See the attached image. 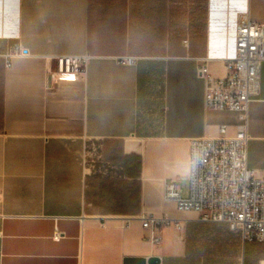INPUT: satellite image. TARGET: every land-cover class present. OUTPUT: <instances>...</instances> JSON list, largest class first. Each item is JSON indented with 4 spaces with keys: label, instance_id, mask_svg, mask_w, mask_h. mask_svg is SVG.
Here are the masks:
<instances>
[{
    "label": "crops",
    "instance_id": "1",
    "mask_svg": "<svg viewBox=\"0 0 264 264\" xmlns=\"http://www.w3.org/2000/svg\"><path fill=\"white\" fill-rule=\"evenodd\" d=\"M245 18L264 22V0H0V264L187 259L202 221L165 198V183L187 187L191 138L236 134V112L205 108L197 66L207 57L224 76ZM60 56L87 63L67 78ZM248 132L264 180V62ZM94 148L120 169L95 172ZM142 214L180 225L154 244Z\"/></svg>",
    "mask_w": 264,
    "mask_h": 264
},
{
    "label": "built area",
    "instance_id": "2",
    "mask_svg": "<svg viewBox=\"0 0 264 264\" xmlns=\"http://www.w3.org/2000/svg\"><path fill=\"white\" fill-rule=\"evenodd\" d=\"M20 54L22 49L16 45L6 55L7 61ZM57 60L58 70L67 78H76L87 63V58L80 56H60ZM198 61L197 76L204 83L205 108L236 112L241 123L234 136H228L227 127L223 125L218 137L191 138L186 192L182 178H172L165 183V198L179 211L198 213L202 222L226 225L232 233L240 236L243 245L257 243L264 247V180L258 178L248 164L249 107L261 89L264 22L249 18L239 20L236 53L225 58L224 76L213 75L207 57ZM94 149L88 164L95 172L112 176L120 169L105 161ZM92 152L96 158L91 157ZM139 219L147 238L154 244L161 242L164 228L180 225L179 220L168 216L142 214ZM62 237L64 233L56 229L53 238ZM257 264H264V252Z\"/></svg>",
    "mask_w": 264,
    "mask_h": 264
},
{
    "label": "rangeland",
    "instance_id": "3",
    "mask_svg": "<svg viewBox=\"0 0 264 264\" xmlns=\"http://www.w3.org/2000/svg\"><path fill=\"white\" fill-rule=\"evenodd\" d=\"M158 130L160 131V129L153 127L144 129L145 132L151 133H157ZM91 157L96 158L94 152H92ZM187 245L189 248L187 259L172 264H241L244 260V247L240 236L232 233L223 224L201 222V225L195 231L188 233ZM262 253L260 251L259 257L255 261L254 257H251L250 261H247L248 264H256Z\"/></svg>",
    "mask_w": 264,
    "mask_h": 264
},
{
    "label": "water",
    "instance_id": "4",
    "mask_svg": "<svg viewBox=\"0 0 264 264\" xmlns=\"http://www.w3.org/2000/svg\"><path fill=\"white\" fill-rule=\"evenodd\" d=\"M124 264H161V260L158 257H128L125 259Z\"/></svg>",
    "mask_w": 264,
    "mask_h": 264
},
{
    "label": "trees",
    "instance_id": "5",
    "mask_svg": "<svg viewBox=\"0 0 264 264\" xmlns=\"http://www.w3.org/2000/svg\"><path fill=\"white\" fill-rule=\"evenodd\" d=\"M250 246L253 247L251 250V257H254V261H255V259H258V257H259L258 255H259L260 251L262 253V250H264V249H263V246L261 244H257V243H246L245 249H247V247H250ZM260 248H261V250H260ZM244 264H248L247 260H244Z\"/></svg>",
    "mask_w": 264,
    "mask_h": 264
}]
</instances>
